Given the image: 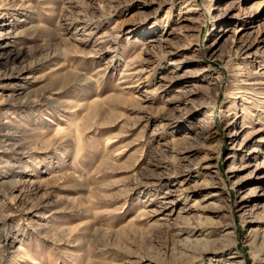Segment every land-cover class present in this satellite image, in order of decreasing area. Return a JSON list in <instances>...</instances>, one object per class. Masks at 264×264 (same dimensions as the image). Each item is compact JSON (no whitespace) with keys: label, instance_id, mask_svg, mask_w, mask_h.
<instances>
[{"label":"rangeland","instance_id":"rangeland-1","mask_svg":"<svg viewBox=\"0 0 264 264\" xmlns=\"http://www.w3.org/2000/svg\"><path fill=\"white\" fill-rule=\"evenodd\" d=\"M262 175L264 0H0V264H264Z\"/></svg>","mask_w":264,"mask_h":264},{"label":"bare ground","instance_id":"bare-ground-1","mask_svg":"<svg viewBox=\"0 0 264 264\" xmlns=\"http://www.w3.org/2000/svg\"><path fill=\"white\" fill-rule=\"evenodd\" d=\"M259 151V149L258 148H253V149H251L250 150V152L253 154V153H256V152H258ZM261 177H264V175H262ZM211 195H214V194H211ZM210 195V196H211ZM232 257V256H231Z\"/></svg>","mask_w":264,"mask_h":264}]
</instances>
